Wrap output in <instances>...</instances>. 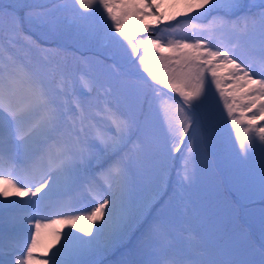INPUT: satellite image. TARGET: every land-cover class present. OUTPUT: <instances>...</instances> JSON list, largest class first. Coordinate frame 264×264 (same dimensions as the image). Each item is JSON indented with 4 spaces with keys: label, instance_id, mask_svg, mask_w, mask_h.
I'll return each mask as SVG.
<instances>
[{
    "label": "snow or ice",
    "instance_id": "obj_1",
    "mask_svg": "<svg viewBox=\"0 0 264 264\" xmlns=\"http://www.w3.org/2000/svg\"><path fill=\"white\" fill-rule=\"evenodd\" d=\"M189 3V12L183 14L188 19L199 18L212 11L223 15L213 16L207 25L201 27L202 31L209 33L207 37L169 41L172 54L154 57L149 56L148 45L155 47L157 41L151 35L138 41L126 27L121 26L124 16L142 18L144 15H156L159 21L162 14L157 12L152 0H144L143 8H136L133 12H129L125 6L120 15L114 11L117 0H70V3L63 5L65 10L72 12L74 23L78 24L93 12H99L102 21H110V29L115 28L112 39L119 46L116 54H126L133 63L138 61L150 81L156 82L151 83L145 78L137 87L143 93L145 102L150 107L153 104L156 106L166 127V140L171 141L170 147L165 144L167 156L174 157L184 149L179 157L183 161L182 171H177L181 184L191 183L194 176L192 141L196 139L195 130L200 125V116L194 109L205 108L206 117L211 119L212 85H215L218 100L223 102V110L236 130L238 152L249 157L258 149L264 155V126L257 124V117L264 121V0H259L258 12L242 16H236L241 8V0H189ZM24 7L19 0L8 5L0 0V34L4 31L7 18L6 39L9 48H15L26 38L22 35L20 16ZM144 8L150 11L145 12ZM201 9L203 13L199 11ZM191 13H196V17H192ZM43 16V12L32 9L24 12V19L29 22H40ZM257 27L259 49L251 48L247 53L248 59H244L238 50L247 47L243 38L248 36L249 28ZM141 31L151 32L155 29L146 25ZM216 32L230 34L235 37L236 43L215 42ZM5 51L4 37L0 35V165L7 151L10 165L19 168L23 174L13 179H3L0 196L6 198L13 194L3 186L11 185L16 196L34 198L31 203L39 206L53 190L60 186L70 189L89 175L93 161L100 159L94 148L103 145L104 150L118 152L127 145L139 125L134 117L126 116L108 99V92L99 91L96 77L87 71L77 74L57 59L59 53L44 49L42 62L29 67L18 63L12 55L5 57ZM225 65L237 86L241 82L250 84L242 97L235 95L234 90L222 87L225 80L217 69ZM256 75L262 78L254 79ZM164 88L169 91L165 92ZM172 93L178 94L181 101L179 119L169 117V106L164 102L165 97L172 98ZM97 117L107 123H102ZM135 157L139 160L141 153L135 152ZM130 160L131 157H122L107 168L103 163L96 165L101 169L97 176L103 184H98L96 176L88 178V190L96 204L91 211L74 208L73 201L68 200L59 203L61 211L52 213L59 219L45 216L46 222H42L36 218L41 211L39 207L24 216L25 221H34V231H29L30 242L24 244L26 252L19 248V241L14 238L10 237L5 243L0 233V264H30L36 255L34 250L40 243L41 228L55 223L63 222L68 231H52V243L48 248L55 250L47 257L45 264L49 260L51 264H81L76 258L88 250L99 247L107 250L122 240L142 215V208L135 205L133 198ZM166 173L167 168H164L162 179ZM12 175L4 173L0 167V178ZM159 195V191H156L150 198L155 199ZM4 202L7 203L6 200ZM75 211L86 214L70 215ZM102 218L103 223L96 224ZM93 224H96L94 236L91 235ZM72 229L85 235L80 236ZM169 235L163 217L157 218L150 226V236L162 250ZM6 247L8 256L21 251L20 257L15 261L4 260ZM155 264H264V244L258 253L239 260L220 258L209 254L203 246L192 244L182 251L165 253Z\"/></svg>",
    "mask_w": 264,
    "mask_h": 264
},
{
    "label": "rangeland",
    "instance_id": "obj_2",
    "mask_svg": "<svg viewBox=\"0 0 264 264\" xmlns=\"http://www.w3.org/2000/svg\"><path fill=\"white\" fill-rule=\"evenodd\" d=\"M16 2L17 0H2L4 5ZM19 2L25 5L24 11L20 12L24 32L34 34L36 31L40 36L35 35V37L45 44L52 43L62 47L60 43H64L67 45L66 47L73 48L76 52L83 54L79 56H84L89 63L91 62L92 66L97 67L96 70L101 74L100 77H96L99 81V91L101 93L108 92V99H112L115 104H119L118 108L122 113L131 112V117H134L138 121L139 127L137 130L143 133V136L146 135V146L141 149V158L136 163L139 165V172L143 176L147 174L148 178L145 181L146 183L142 187H139L134 184L133 175L130 176L133 182L135 205L142 208V217L140 216L139 221L144 218L145 215L143 214L150 211L158 201L166 200L164 198L165 192L171 187L173 189V199L172 201L169 200L168 202L170 203L168 204L174 206L176 211L183 213V215H186L187 210L190 217L199 215L198 220L194 217L193 222L195 227H203L204 232L202 237L204 240H202V243L218 251L216 256L221 255L224 259L239 260L258 253L260 249L258 246L264 244V206H247V203L255 199L264 198V174H262L264 173V155L258 149L249 157H245L244 154L238 152L239 142L236 139V130L232 127L230 119L227 118V114L223 110V102L218 100L215 85L211 86V119L206 117L205 108L198 107V111L205 123V127L207 126V129L203 133L207 135V141L215 151L221 170L228 180L230 190L233 191L236 200L241 205H246L242 212L238 210V207L226 194L227 190L221 185L219 177L212 166L211 158L206 155L204 148L201 146L200 128H198V132L195 131L196 139L192 141L194 155L192 167L194 169V176L191 183H179L180 177L177 176V171H182L181 166L183 161L179 158V153L174 154V157L167 156L165 144L167 143L170 147L171 141L166 140V127L156 110V106L153 104L150 107L149 103L145 102L143 93L137 87V85L144 82L145 78L148 81L150 79L138 61L133 63L132 60L128 59L126 54H116L119 46L112 39L115 28L112 27L110 29V21H102L100 13L93 12L78 24L74 23L72 21V12L65 10L63 7L66 3H70V0H19ZM152 2L157 6V12L162 14L159 21L156 15H144L142 18L124 16L121 25L122 27H126L138 41L147 38L149 35H151L153 40L157 41L155 47L152 44L148 45L150 57L171 55L172 50L169 49V41L185 40L184 37H187L189 34L193 35L191 39H187L189 41L204 37L201 36L202 33L193 30L190 32V29L180 32L169 31L168 35L163 32V36L155 35V31H141L146 25L155 26V30L158 26L163 25L162 27H165V30L168 31L167 26H172L179 19L186 18L183 14L189 12V0H152ZM143 3L144 0H117V6L114 8V11L117 15H120L125 6H127V10L133 12L136 11V8H143ZM34 4H37L39 9H45L46 11V18H43L40 22L33 21L38 27L34 26L33 22L28 23L24 19V12L31 9L30 6ZM48 5L52 6L48 8ZM258 5L259 0H241V7L245 6L248 10L255 9L256 12L257 10L259 11ZM143 10L145 12L150 11L147 8ZM199 11L203 13L202 9ZM194 14L196 15V13H191L190 15ZM173 17L175 19H172ZM5 22H7V18ZM133 25L136 27L133 28ZM162 27L161 29H163ZM166 37L168 38L167 40ZM142 52L143 49L141 48ZM107 58L113 59L116 62L111 63ZM91 65L88 69L91 68ZM93 70L94 68H92ZM217 72L225 80L222 87L229 91L234 90V94L237 96L242 97L243 93L250 87V84L244 85L242 82L240 86H237L234 78L229 76L227 65L218 68ZM76 73L79 74V72ZM253 78L261 79L262 77L256 76ZM112 84L117 86V91L111 90ZM164 91L168 92L169 90L165 88ZM172 94L178 97V94ZM172 94V98L165 97L164 102L169 106V117L179 119L181 118L179 112L181 103ZM257 124L264 126V121L257 117ZM257 142L259 143V141ZM111 151L109 149L101 156L102 150H99L96 152V155L103 157ZM145 155L148 156L146 169L143 166L141 167L140 164V162L144 164L142 158L145 159ZM5 157L7 159H3L0 167H2L4 173H12L13 175L0 178V184H2L3 179H13V177H19L23 174L19 168L10 165L7 151L5 152ZM116 160L118 159L112 158L108 160L107 163H104V167L107 168L109 164ZM175 163L178 164L176 169H174ZM164 168H167V173L162 179L161 173ZM95 171L98 174L101 169H97L96 167ZM87 181L83 182L81 189L77 192L74 190L72 194L65 195L63 199L60 197L59 202L73 199L82 190L86 192V195L91 196L90 192L86 190L88 188ZM97 182L98 184H103L100 178ZM3 186L8 187L9 191L13 193L6 198L0 196V212L5 213L4 217L7 221L5 231L23 233L17 235L18 241L23 244L30 242L29 231H34V228H32L34 221H25L23 217L29 214L21 213L16 215L13 213V209H11L14 206L21 207L23 204H26L27 197L21 198L16 196L14 194L15 189L11 185ZM156 191H159L160 195L155 199H151V194ZM5 200L7 203L4 202ZM95 206L96 204L93 202L86 208L88 211H91ZM39 207L45 208L42 205H39ZM85 214L84 211L77 213V215ZM36 218L40 219L38 216ZM53 219H59V217ZM241 220L249 224L250 230L241 225ZM42 222L46 221L42 220ZM98 222L103 223V218ZM54 227L64 228L66 232L68 231V227L63 222L52 224L50 227H42L39 237L40 243L34 250L35 253L39 252L40 255L34 257L30 261V264H45V260L48 257L47 252H49L46 251L45 245L49 246L52 243V231ZM95 228L93 224V233L91 234L93 236L96 235ZM25 230L28 231L25 232ZM72 231L75 233V229H72ZM3 236L7 237L5 234ZM254 236L258 246L253 243ZM61 242H63V235ZM53 249H51L50 254ZM21 250L26 252L25 247ZM103 252H105L103 247L92 248L81 255L80 259L82 261L94 260L98 255L101 256ZM20 255L21 251H16L12 256H8L6 252L4 258L5 260L11 259L15 261ZM48 264H51L50 260Z\"/></svg>",
    "mask_w": 264,
    "mask_h": 264
},
{
    "label": "trees",
    "instance_id": "obj_3",
    "mask_svg": "<svg viewBox=\"0 0 264 264\" xmlns=\"http://www.w3.org/2000/svg\"><path fill=\"white\" fill-rule=\"evenodd\" d=\"M51 6L52 5H48L47 7L50 8ZM30 7L34 11L43 12L44 13L43 18H46L45 17V14H46L45 9H39L37 4H34ZM22 11H24V10H22ZM257 12H258V10H257ZM254 13H256L255 9H251V10L241 9L240 11H238L236 13V16H242L245 14L251 15ZM218 15H223V13H219L217 11H214V12L208 14L207 18L203 21H199L197 19L202 18L205 15H202L197 19H179L178 21L175 22L174 25L167 26L168 31L165 30V27H162L163 25L160 27L158 26L155 30V35L163 36V34H162L163 32H165V34L168 35L169 31H172V32L179 31L180 32V31H186L187 29H190V32L193 30L195 32L202 33L201 36L207 37L209 35V33L207 31H202L201 27L204 25H207L208 21L211 20L213 16H218ZM192 16L196 17L195 14ZM26 21L28 23H32V22H29L28 20H26ZM33 24H34V22H33ZM34 26L38 27V25H36V24H34ZM161 27L163 29H161ZM152 28H155V26H153ZM250 30H251V34H252V32L257 33V35L259 33L258 27L256 29L249 28L248 31H250ZM7 34H8V24H7V22H5L4 31L2 34H0L4 37V47L6 50L5 51V57L7 55H12L13 57L16 58L18 63L25 64L29 67H34V66H36L42 62L43 50L48 49V50H51L52 52L59 53V56L57 57V59L60 60L63 64L67 65L74 72L87 71V72L91 73L92 76H94V77H100L101 76L100 72H98L96 70V68H97L96 66H92L90 64L91 62L89 63L88 60L84 56H79V55H83V54L76 52L73 48L66 47L67 45L64 43H60L62 45V47L61 46L59 47L58 45L52 44V43L44 44V43L38 41V39L35 37V35L40 36L38 33H36V31L33 34L31 32L26 33L22 29V35H24L26 38L22 42L18 43L15 48H9L7 45V39H6ZM229 35L230 34H228V33L221 34L220 32H216L215 33V42L224 43V40ZM191 37H193V35L189 34L187 37H184V38L185 39H188V38L191 39ZM167 39L168 38L166 37V40ZM249 50H250L249 48L246 49L247 53ZM247 53L242 51V52H239L238 54H240L244 59H248ZM107 59L112 63L113 59H110V58H107ZM85 61H86V63H85ZM89 61H90V59H89ZM90 65H91V68L88 69V67ZM92 68H94L93 71H92ZM257 68H258V65H257ZM256 76H258V75H256ZM138 79H141V78H138ZM111 90L117 91V86L112 84ZM179 102L181 103V101H179ZM112 103L116 107H119V104H117V103L115 104L113 102V100H112ZM196 110H197V114L200 116L198 108H196ZM125 115L131 117L132 114H131V112L128 111ZM97 119L102 120V118H100V117H97ZM200 120H201V123L204 124V126H202L200 124L198 127L201 129V131H200V133H201V139H200L201 140V142H200L201 146L204 148L206 155L211 158L212 166H213L215 172L217 173L219 180H220V183L223 186V188L225 189V186H224V182L221 179V174L223 175V179H224L225 183L230 188L228 180L221 170V166L218 162L216 154H215V161L217 163V166L219 167V170L215 167V165L213 163L214 160H213L211 154L207 151V149L203 145L202 134H203V131L205 129H207V126L205 127V123L202 120L201 116H200ZM103 122L107 123V121H103ZM198 128H196L195 131L198 132ZM191 131L192 130L190 129V132ZM143 135H144L143 133L136 130L134 132V134L131 136V139L129 141L130 143L128 142L127 145L123 146V148L119 151V153L121 154V156L123 158L128 159L131 157V160L129 163V168H130L129 175L130 176L133 175V179L135 181L134 184L136 186H139V187L140 186L142 187L146 183L145 181L148 178L147 174L145 176H143L142 173L139 172V165H138V163H136L137 159L135 157V152L139 151L140 153H142L141 149L144 146H146L145 145L146 135L145 136H143ZM206 140H207V135H206ZM207 144L210 147L208 141H207ZM183 151H184V149L182 148L181 153L178 154L179 157L182 155ZM214 153H215V151H214ZM147 158H148L147 155H145V159L142 158V161L144 162L145 165L142 162H140L141 167L143 166V167H145V169L147 168V165H146L147 164L146 160H148ZM177 166H178V164L175 163L174 169H176ZM172 193H173V189H171V187L168 188L166 190L165 196H164V198H166V200H163V201L160 200L159 202H157L152 207V209L150 211L143 214L146 216V218H145L146 220L144 221L143 226L141 228H139V234H138V236L140 237V241H138V242L142 241V244H141L142 247L141 246L140 247L142 249V252L145 253L144 256L143 255L141 256V258H142L141 260L145 264H150V262H152V264H155V262L160 260L165 255V253H174L177 251H182V250L186 249L189 245H192V244L201 245V246H203L204 249L207 250V252L209 254H215L216 255V253H218V251H215L213 247L207 246V245L205 246L202 243V240H204V238L202 237L203 232H204L203 227H201V228L199 226L195 227V224L193 222L194 217L196 218V220H198L199 215H194L193 217H190L188 215V213H189L188 210L186 211V215H183V213H178L174 206L168 204V203H170L168 201L169 200L172 201V199H173ZM226 194L230 197V199L238 207V210H239V206L234 202L232 197L227 192H226ZM263 199L252 200L249 203H247V206H264V201H262L261 203H253V201L263 200ZM242 205H243V208L246 206L245 204H242ZM159 217H163L164 220L166 221L167 230L170 233V235L168 237L169 239H167V241L165 242L166 243L165 248L162 250L161 246H160L158 252L154 253L153 249H152L153 242L151 241V238L149 237L150 226L153 225L154 222ZM240 223H241V225L246 227L241 221H240ZM135 224H137V223H135ZM135 224H133V225H135ZM209 232H210V230H209ZM253 243H255V245L258 246L255 241H253ZM258 247L260 248L261 246H258ZM105 251H107V250H105ZM217 256L220 258H223L221 255H217Z\"/></svg>",
    "mask_w": 264,
    "mask_h": 264
},
{
    "label": "water",
    "instance_id": "obj_4",
    "mask_svg": "<svg viewBox=\"0 0 264 264\" xmlns=\"http://www.w3.org/2000/svg\"><path fill=\"white\" fill-rule=\"evenodd\" d=\"M207 16L208 15H206L205 17H204V19L205 18H207ZM194 19H197V18H194ZM197 20H199V21H202V19L201 18H199V19H197ZM144 34V33H143ZM178 100H180L177 96H175ZM203 144H204V146L206 147V149L209 151V153L212 155V157H214V152L208 147V145H207V143H206V139H205V136H203ZM228 193L234 198V200L236 201V199H235V197H234V194L231 192V191H228ZM262 201H264V199L263 200H257V201H253V203H261ZM248 226V225H247Z\"/></svg>",
    "mask_w": 264,
    "mask_h": 264
}]
</instances>
